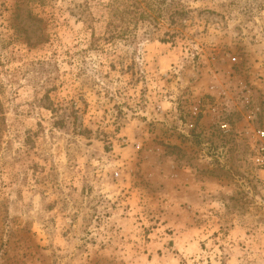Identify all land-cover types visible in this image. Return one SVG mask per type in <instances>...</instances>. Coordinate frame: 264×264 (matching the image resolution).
Returning <instances> with one entry per match:
<instances>
[{"label": "rangeland", "instance_id": "obj_1", "mask_svg": "<svg viewBox=\"0 0 264 264\" xmlns=\"http://www.w3.org/2000/svg\"><path fill=\"white\" fill-rule=\"evenodd\" d=\"M110 1L0 0V264H264V0Z\"/></svg>", "mask_w": 264, "mask_h": 264}, {"label": "trees", "instance_id": "obj_2", "mask_svg": "<svg viewBox=\"0 0 264 264\" xmlns=\"http://www.w3.org/2000/svg\"><path fill=\"white\" fill-rule=\"evenodd\" d=\"M142 0H111L109 9V18L106 26L105 41L116 44L118 40H124L127 43L136 38L130 24L138 23L140 17L148 18L150 24L157 20L153 8L144 9L141 6ZM160 11V9H157Z\"/></svg>", "mask_w": 264, "mask_h": 264}, {"label": "built area", "instance_id": "obj_3", "mask_svg": "<svg viewBox=\"0 0 264 264\" xmlns=\"http://www.w3.org/2000/svg\"><path fill=\"white\" fill-rule=\"evenodd\" d=\"M256 113L254 114V117ZM253 162L256 168L264 176V129H259L257 133V143L255 146V153L253 156Z\"/></svg>", "mask_w": 264, "mask_h": 264}]
</instances>
